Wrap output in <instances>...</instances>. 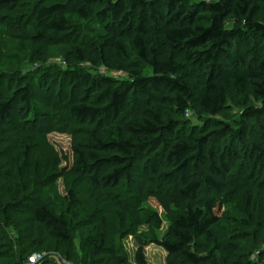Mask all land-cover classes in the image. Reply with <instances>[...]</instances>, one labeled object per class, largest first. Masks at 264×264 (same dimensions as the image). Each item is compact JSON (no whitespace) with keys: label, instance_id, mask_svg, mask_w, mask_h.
<instances>
[{"label":"trees","instance_id":"trees-1","mask_svg":"<svg viewBox=\"0 0 264 264\" xmlns=\"http://www.w3.org/2000/svg\"><path fill=\"white\" fill-rule=\"evenodd\" d=\"M0 19L18 31L34 22L33 40L67 47L63 69L17 86L0 83L1 126L17 132L25 125L47 137L74 124L80 134L71 151L73 170L84 179L72 181L63 206H30L32 222L68 246L81 185L116 209L124 187L131 200L117 214L123 236L142 226L160 231L169 217L165 238L152 239L166 252L165 264H214V252L219 264H232L237 249L218 237L225 226L217 204L238 201L248 213L256 192H264V0H0ZM74 19L93 36L72 38ZM34 83L43 86L44 110ZM233 94L250 95L260 108L244 112L238 124L214 121ZM3 169L0 161V179ZM202 237L215 245L209 256L194 250ZM89 241L92 254L127 264L103 233ZM39 249V242L22 245L21 264ZM5 256L0 250V260ZM135 263L148 264L142 247Z\"/></svg>","mask_w":264,"mask_h":264},{"label":"rangeland","instance_id":"rangeland-1","mask_svg":"<svg viewBox=\"0 0 264 264\" xmlns=\"http://www.w3.org/2000/svg\"><path fill=\"white\" fill-rule=\"evenodd\" d=\"M37 1L30 0V3ZM65 1L52 0V3ZM6 21L0 19V83L17 86L19 79L36 80L47 70L63 69L67 47L60 40H54V44L48 47L44 40H33L38 31L34 22L22 26L18 31L16 25L7 24ZM73 22L72 38L93 36L83 23L76 19ZM53 78L55 80V75ZM42 88L35 85L34 91V100L40 110H44L38 95ZM252 108H260V104L250 95L233 94L223 113L213 120L238 124L243 113ZM193 122L197 124L196 120ZM77 131L76 125L69 124L68 129H59L47 137H39L25 125H21L17 132L0 125V161L4 165V177L0 179V250L6 251L0 264H21V247L23 245L28 249L32 242H39V251L45 255V262L57 259L63 264H113L107 255L91 253L89 238L99 233L104 234L108 247H114L127 260V264H136L135 253L139 247L143 248L148 264H165L166 252L152 239L154 236L165 238L170 227L169 217L163 218L160 231L142 226L123 236L117 214L126 201L131 200L125 199L129 193L125 194L124 187L117 193L123 198L122 207L116 209L105 198H94L87 182L81 185L78 192L81 201L79 219L68 246L56 245L47 237L44 228L30 219V206L35 203L63 206V196L72 181L84 179L73 170L72 146L81 140ZM148 157L151 158L152 154ZM65 168L69 169L68 174H63ZM50 177H63L64 180L53 184L49 181ZM7 206L15 208L7 211ZM150 206L156 207L152 203ZM216 214L222 215L221 222L225 226L216 229L221 243L233 244L237 249L232 264H259L260 254L264 253V192H256L248 213L243 211L242 204L234 201L223 206L218 203ZM214 246L213 241L202 237L195 241L194 250L205 257L215 250ZM213 256L216 260L214 264H219V252H214Z\"/></svg>","mask_w":264,"mask_h":264},{"label":"built area","instance_id":"built-area-1","mask_svg":"<svg viewBox=\"0 0 264 264\" xmlns=\"http://www.w3.org/2000/svg\"><path fill=\"white\" fill-rule=\"evenodd\" d=\"M45 258L43 253L32 254L28 257L26 264H38Z\"/></svg>","mask_w":264,"mask_h":264}]
</instances>
